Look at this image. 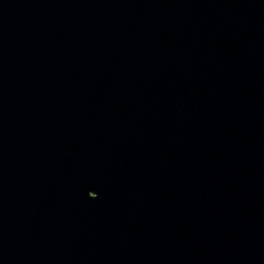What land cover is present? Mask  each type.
Masks as SVG:
<instances>
[{
    "label": "water",
    "instance_id": "obj_1",
    "mask_svg": "<svg viewBox=\"0 0 264 264\" xmlns=\"http://www.w3.org/2000/svg\"><path fill=\"white\" fill-rule=\"evenodd\" d=\"M0 264H264V0H0Z\"/></svg>",
    "mask_w": 264,
    "mask_h": 264
}]
</instances>
